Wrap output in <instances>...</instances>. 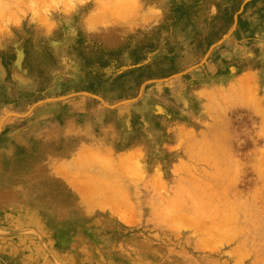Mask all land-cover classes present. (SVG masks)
<instances>
[{
  "label": "rangeland",
  "instance_id": "obj_1",
  "mask_svg": "<svg viewBox=\"0 0 264 264\" xmlns=\"http://www.w3.org/2000/svg\"><path fill=\"white\" fill-rule=\"evenodd\" d=\"M2 116L0 264H264V0H0Z\"/></svg>",
  "mask_w": 264,
  "mask_h": 264
},
{
  "label": "crops",
  "instance_id": "obj_2",
  "mask_svg": "<svg viewBox=\"0 0 264 264\" xmlns=\"http://www.w3.org/2000/svg\"><path fill=\"white\" fill-rule=\"evenodd\" d=\"M4 117L5 116H2V119L0 121L2 122V124L6 125V127H7L9 125V120L7 118V120H5L6 122H4V119H3ZM30 211L34 212L33 210H30ZM5 222L6 223H4V225H7L9 223L8 220L5 221ZM40 222H41V220H40ZM17 223H18V226H20V227H25V226L29 227L30 225H32L33 223H35V221L32 218H28V219L18 220ZM17 234H20V235H18L20 240H25V241H27V240L29 241V239H36V238L40 237L38 235L37 236H34V233H30V232L29 233H26V234H21V233H18L17 232ZM14 235H16V233L13 234L10 237L14 239L15 238V237H13ZM27 246H29V245H27ZM14 249H15V246L11 247V253H13V250ZM58 253H59V251H58Z\"/></svg>",
  "mask_w": 264,
  "mask_h": 264
}]
</instances>
